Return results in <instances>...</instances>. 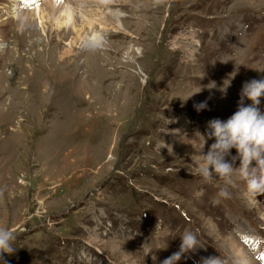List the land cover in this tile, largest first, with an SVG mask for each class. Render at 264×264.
<instances>
[{
	"label": "rangeland",
	"instance_id": "rangeland-1",
	"mask_svg": "<svg viewBox=\"0 0 264 264\" xmlns=\"http://www.w3.org/2000/svg\"><path fill=\"white\" fill-rule=\"evenodd\" d=\"M114 1L123 26L95 25L105 51L83 48L78 70L54 53L73 32L47 31V44L39 29L38 48L19 47L20 2L0 0V227L16 237L4 260L162 264L189 230L200 248L178 264H264V195L250 202L235 177L204 182L185 142L237 111L245 82L264 79V0ZM43 47L51 69H27L19 57Z\"/></svg>",
	"mask_w": 264,
	"mask_h": 264
},
{
	"label": "clouds",
	"instance_id": "clouds-1",
	"mask_svg": "<svg viewBox=\"0 0 264 264\" xmlns=\"http://www.w3.org/2000/svg\"><path fill=\"white\" fill-rule=\"evenodd\" d=\"M166 2L167 0H154L157 6ZM262 98H264V79L245 82L237 111L226 121L210 120L205 134L198 132L199 136L196 135L192 139L185 138V142L196 150V171L204 182L215 179L224 181L225 185L230 186L234 183L235 177L244 182L243 195L250 202H258L257 197L264 195V112L260 109ZM245 100L251 103L246 105ZM194 108L197 111L205 110L207 102L196 104ZM209 140L214 142L205 153V145ZM233 149L236 150V155H232ZM237 161L239 166H236ZM219 195L230 198L227 187L221 188ZM15 238L12 230L0 227V264H7L4 254L12 255L15 252L13 247ZM180 240L179 250L166 258L162 264H178L183 256L200 248L197 234L192 231L185 230ZM152 259L156 261L157 257L152 256ZM204 264H221V262L220 258H209Z\"/></svg>",
	"mask_w": 264,
	"mask_h": 264
},
{
	"label": "bare ground",
	"instance_id": "bare-ground-1",
	"mask_svg": "<svg viewBox=\"0 0 264 264\" xmlns=\"http://www.w3.org/2000/svg\"><path fill=\"white\" fill-rule=\"evenodd\" d=\"M20 2L17 7L16 20L13 21L12 25L14 28H19L21 30V36L24 40V43L20 42L19 47L26 46L27 48H38L40 45L39 40L34 42L33 34L38 35L40 29L42 36L45 38L44 43H48L49 33L47 31L56 30L54 33L67 34L68 37H71L72 32L75 36L71 37L69 41L65 43L64 48L61 49V46L56 45L57 56H61L60 62L67 64L71 67H77L78 70L85 69L84 62L80 66L79 59L84 54L83 51L85 48L88 49L87 53L93 54L95 57L101 55L100 47L104 46V41L106 39L102 34L95 29V25L105 24L108 22V19L113 18V21L116 22L112 29H115V33L119 32L123 26L122 20L120 19V14L118 11H113L112 7L116 5L117 2L114 0H18ZM23 4H26L27 7L32 8L30 11L22 7ZM101 5L107 9V12H102L100 15L96 11L89 10L90 7L94 5ZM24 6V5H23ZM26 11V12H25ZM107 17V18H106ZM16 25V26H15ZM89 31H87L88 29ZM39 31V33H40ZM48 33V34H47ZM32 36V37H31ZM26 39L28 42H26ZM41 41V40H40ZM47 41V42H46ZM62 43V41H60ZM80 44V48L76 50L75 48ZM108 45V43H107ZM105 45V46H107ZM84 48V49H83ZM47 48H42L36 50L31 59L26 58L25 55L29 54L30 51H25V55L20 56L19 58L26 65L27 69H31L32 64L35 65V68L43 63L48 68L52 64L50 62V54H43L46 52ZM59 50L60 53H59ZM17 51H19L17 49ZM33 51V50H32ZM42 52V53H40ZM74 53V55H72ZM77 53V54H76ZM106 53V52H105ZM20 54V52H19ZM42 55V56H39ZM46 56V57H45ZM26 59V60H25ZM99 62V60H98ZM97 62V64H98ZM102 63V62H101ZM103 64V63H102ZM105 65H102L104 67ZM109 64H106L105 67H109ZM91 66L92 69H96ZM51 69V68H50ZM88 71V70H87ZM41 81V80H40ZM38 82V79H37ZM40 83V82H39ZM236 243L231 241V247L235 248ZM244 259H242L243 261Z\"/></svg>",
	"mask_w": 264,
	"mask_h": 264
}]
</instances>
